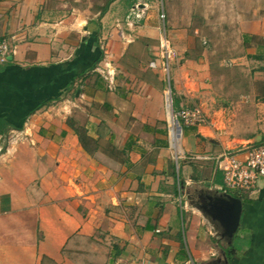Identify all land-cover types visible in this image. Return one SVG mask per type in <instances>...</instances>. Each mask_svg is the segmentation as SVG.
Segmentation results:
<instances>
[{
	"label": "crops",
	"instance_id": "obj_1",
	"mask_svg": "<svg viewBox=\"0 0 264 264\" xmlns=\"http://www.w3.org/2000/svg\"><path fill=\"white\" fill-rule=\"evenodd\" d=\"M169 4L0 0V264H264V180L230 194L217 165L264 143V11L239 21L250 69L235 114L201 63L171 72L154 17ZM136 45L150 61L130 78ZM168 95L203 116L175 140ZM214 191L242 202L230 245L194 206Z\"/></svg>",
	"mask_w": 264,
	"mask_h": 264
},
{
	"label": "rangeland",
	"instance_id": "obj_2",
	"mask_svg": "<svg viewBox=\"0 0 264 264\" xmlns=\"http://www.w3.org/2000/svg\"><path fill=\"white\" fill-rule=\"evenodd\" d=\"M105 1L102 0V3ZM198 1L200 4L196 5V0H187L186 6H181V0H170L169 5H164L166 18L163 21L159 14L157 16V12L154 13L155 24L160 29L161 35L165 34L164 39L169 43L170 70L172 69V73L174 70L178 71V68L184 63L192 64L193 67L195 62L201 63L204 66L198 72L204 75V83L208 80V85L211 87L209 91H213L214 94L218 90L227 91L230 96L229 100H233L229 101L230 104H226L231 113L233 110L235 114L245 113L242 112L238 101L239 94L247 89L244 80H246V76L248 78L250 68L245 66L247 63L243 58L245 57V48L242 45L239 21L249 15L252 17L254 12L262 14L264 0H234L229 1L227 6L224 3L215 5L212 0ZM192 2L195 6H190L193 4ZM144 14L146 17L147 11ZM157 46H161L160 42ZM134 50L141 63L129 65L130 78L142 74V71L139 70L140 65H144V69L150 61L143 62L145 61L142 59L143 56L138 54L139 45H136ZM233 60H235V64H240L239 67L235 68L229 65ZM239 68L247 71H240ZM193 70L192 67H187V70L178 74L180 80L190 79ZM219 106L223 108L224 103H220ZM250 111H252L251 106ZM246 113H249L248 109ZM177 135L179 133L176 131L175 137ZM228 192L234 194L231 191Z\"/></svg>",
	"mask_w": 264,
	"mask_h": 264
},
{
	"label": "built area",
	"instance_id": "obj_3",
	"mask_svg": "<svg viewBox=\"0 0 264 264\" xmlns=\"http://www.w3.org/2000/svg\"><path fill=\"white\" fill-rule=\"evenodd\" d=\"M164 19V14L161 15ZM161 47L168 50V42L164 35L160 36ZM12 47L5 39H0V62H5L12 52ZM167 73V80L168 72ZM109 82L112 76L107 71ZM166 110L170 115V123L173 132L180 134L181 125L196 126L203 122V116L196 108L182 107L175 111L172 107L171 98H166ZM218 168L223 174V189L231 192H239L252 195L256 192V186L260 180H264V143L247 146L241 150L224 152L217 158Z\"/></svg>",
	"mask_w": 264,
	"mask_h": 264
},
{
	"label": "water",
	"instance_id": "obj_4",
	"mask_svg": "<svg viewBox=\"0 0 264 264\" xmlns=\"http://www.w3.org/2000/svg\"><path fill=\"white\" fill-rule=\"evenodd\" d=\"M199 201L194 203L195 208L204 215L217 230V234L228 244L236 233L242 211V202L226 192H204ZM225 264L227 260L223 254Z\"/></svg>",
	"mask_w": 264,
	"mask_h": 264
},
{
	"label": "trees",
	"instance_id": "obj_5",
	"mask_svg": "<svg viewBox=\"0 0 264 264\" xmlns=\"http://www.w3.org/2000/svg\"><path fill=\"white\" fill-rule=\"evenodd\" d=\"M104 12H105V8H103V9L101 10L100 16L103 15Z\"/></svg>",
	"mask_w": 264,
	"mask_h": 264
},
{
	"label": "bare ground",
	"instance_id": "obj_6",
	"mask_svg": "<svg viewBox=\"0 0 264 264\" xmlns=\"http://www.w3.org/2000/svg\"><path fill=\"white\" fill-rule=\"evenodd\" d=\"M174 134H176V132H173V139L175 140Z\"/></svg>",
	"mask_w": 264,
	"mask_h": 264
}]
</instances>
